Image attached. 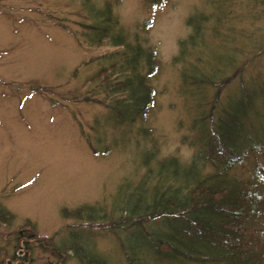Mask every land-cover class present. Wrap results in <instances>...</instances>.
<instances>
[{
	"label": "rangeland",
	"instance_id": "obj_1",
	"mask_svg": "<svg viewBox=\"0 0 264 264\" xmlns=\"http://www.w3.org/2000/svg\"><path fill=\"white\" fill-rule=\"evenodd\" d=\"M107 7L117 22L108 32ZM133 77L153 92L140 114L119 108L134 101L116 83ZM241 98L252 99L249 140L263 144L264 0H0V264H85L80 253L103 264H204L158 247L161 232L173 248L180 232L195 239L187 218L171 225L130 208L143 188L180 185L194 160L204 176L221 169L209 160H221L216 130ZM261 148L228 176L249 179L264 166ZM84 209L94 217L69 214Z\"/></svg>",
	"mask_w": 264,
	"mask_h": 264
},
{
	"label": "trees",
	"instance_id": "obj_2",
	"mask_svg": "<svg viewBox=\"0 0 264 264\" xmlns=\"http://www.w3.org/2000/svg\"><path fill=\"white\" fill-rule=\"evenodd\" d=\"M157 1L152 0L153 3H157ZM108 4L110 5V3ZM107 10L108 7L103 11V16H106L105 21L108 24L103 30L108 32L117 22H113L112 16ZM195 34H198V29ZM195 36L193 35L191 40ZM115 40L116 44L121 45L124 42V37L119 34ZM188 42L187 39L181 40L182 49L187 47ZM139 53L140 51L136 53L138 57ZM137 55L130 59L134 69L139 63ZM151 55L152 53H150ZM108 70V68L102 69L92 79L107 74ZM155 72L154 63H150L148 76ZM194 74L196 71H192V75ZM192 75L189 76L192 77ZM214 75L215 73H212V76ZM203 77L201 76L200 79ZM184 78L188 79L186 73H184ZM211 78L203 79V82L212 83ZM229 81L230 79L219 81L218 86L223 87ZM145 84L143 77H138L137 80L133 77L132 80L116 83V88H130V100L134 101L132 104L129 100H119V108L126 110L129 107L128 109H131L132 113L134 111L137 114L146 112L152 105L150 97L153 96V92ZM191 87L196 88L197 83L192 82ZM147 98H149V103H145ZM251 101L252 99L247 100V98L239 99L236 105L230 106L233 114L222 118L218 123L219 128L216 133L221 147L218 149L219 151L216 150L214 156L221 160L224 158V160L218 159L217 161L212 157L209 160L216 165V168L219 166L221 169L217 168L215 173L204 176L198 160H194L186 168L180 185L174 187L169 185L167 189L163 185L154 189L149 195H146L147 189L143 188L133 201L134 205L130 209L133 210L135 218L139 217L137 216L139 214V218L143 220L154 218L165 222V218L171 217L172 220L169 222L171 225L175 223V220L183 222L186 221L184 218L188 219L189 222H186L194 229L196 237L192 239L189 236L191 233L180 232L178 243L180 248L175 247L179 250L173 248L168 242L169 240H166L171 239L167 232L157 235L159 237L157 243L161 252L173 259L180 258L178 262H182L185 257L204 264H208L210 261L217 263L225 261V264H264V166L258 163L259 168L253 170L251 177L247 180L228 176L233 165L244 160L246 152H251L254 149L260 151L264 146V142L263 144L258 142L255 145L254 142H250L249 137L255 138V135L244 128L249 117V109L246 107ZM201 123L204 121L202 120ZM248 133L250 136L247 135ZM208 147L211 149L210 140L204 148L208 149ZM171 167L172 165L167 168ZM94 213L95 210L84 209L69 214L71 217L83 219L94 217ZM179 228L181 229L178 227L177 230ZM186 231L188 232L187 229ZM216 242L217 244H215ZM195 243H199L201 248L192 250L191 244ZM184 248H187L191 254L186 253ZM79 258L85 264H96L95 262L103 264L85 254L80 253Z\"/></svg>",
	"mask_w": 264,
	"mask_h": 264
}]
</instances>
